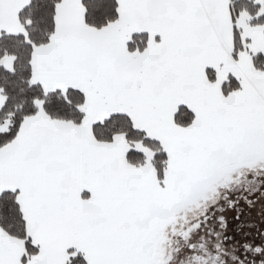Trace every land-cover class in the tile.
I'll list each match as a JSON object with an SVG mask.
<instances>
[{
    "label": "snow or ice",
    "instance_id": "6c2138e0",
    "mask_svg": "<svg viewBox=\"0 0 264 264\" xmlns=\"http://www.w3.org/2000/svg\"><path fill=\"white\" fill-rule=\"evenodd\" d=\"M261 177L264 0H0V264H264Z\"/></svg>",
    "mask_w": 264,
    "mask_h": 264
},
{
    "label": "rangeland",
    "instance_id": "374dc122",
    "mask_svg": "<svg viewBox=\"0 0 264 264\" xmlns=\"http://www.w3.org/2000/svg\"><path fill=\"white\" fill-rule=\"evenodd\" d=\"M241 181H244V177H240ZM249 180L252 179L251 176H249L248 178ZM260 179H264V177H261ZM247 183V182H246ZM252 189L256 188V184H252L251 185ZM264 191V188L261 189V191H256L254 192V194L250 195L249 192L244 191L243 189L234 191L232 193L229 194V199L232 200H238L237 206L235 209H231L228 210L226 212H217L216 216H220V215H225L227 218H231L232 219V224H231V231H236V229L234 228V226L236 224H238L239 222L241 223H247L248 225H254L255 229H258V224H261L262 227H264V197H261V192ZM256 197H260L258 202H255V198ZM247 201V202H246ZM222 204L225 203V201H221ZM254 206L250 207V204H253ZM237 212H240V219L239 221L235 218L237 215ZM215 218V217H214ZM212 219L209 221L208 224V228L205 229L203 232H198L196 233L193 237H192V241L196 242L197 244L201 243V239L200 237L203 236V240H205L207 237V235H209V237H212L216 232H218L216 230V228L214 229V227H211V223H213L212 221L214 220L216 223H218V221L215 219ZM235 219V220H234ZM234 220V221H233ZM214 222V223H215ZM247 225H245V227L242 225L241 227V234L243 235L245 233V231L247 230ZM220 227V226H219ZM234 228V229H233ZM264 229V228H263ZM229 232H226V235ZM203 243H206V241H202ZM213 242V241H212ZM206 246V244H205ZM206 248L212 250V248H209L206 246ZM239 251L237 252V257L243 258V256H239L243 253V250L240 251V249H238ZM192 264H196L195 261L192 262Z\"/></svg>",
    "mask_w": 264,
    "mask_h": 264
},
{
    "label": "flooded vegetation",
    "instance_id": "af4514ba",
    "mask_svg": "<svg viewBox=\"0 0 264 264\" xmlns=\"http://www.w3.org/2000/svg\"><path fill=\"white\" fill-rule=\"evenodd\" d=\"M236 218V217H235ZM215 219V218H214ZM235 220V219H234ZM233 220V221H234ZM213 223H211V227H214V229L216 228V230L218 231H220V227H219V223H216L214 220L212 221ZM215 222V223H214ZM231 224H232V219L231 218H229L228 217V229H227V231L226 232H229L227 235H230L231 233H233L234 231H232V232H230L231 230ZM242 225L245 227V225H247L246 227H247V230L245 231V233H248V234H251V235H256L257 234V232L258 231H260V230H264L263 228L264 227H262V225L261 224H258V229L256 230L255 229V227H254V225H248L247 223H241V222H239L238 224H236L235 226H234V228L236 229V228H240L241 229V227H242ZM233 228V229H234ZM226 232H224V233H222V235H226ZM242 235V234H241ZM207 237L208 238H206L205 240H203V241H206V246L207 247H209V248H212L213 249V246L216 244V243H219L220 242V240L217 238V236L214 234L212 237H209V235H207ZM213 241V242H212ZM202 242V241H201ZM231 245H232V241L231 240H229V241H224L223 242V244H222V247L223 248H225L227 251H228V253H229V255L228 256H226V257H224V259H226V261H227V264H237V261L236 260H233V259H231V256L232 255H235L236 257H237V252L239 251V250H236V249H233L232 247H231ZM241 250H243L242 248H240V251ZM248 255H251V253H249ZM239 256H242V254L241 255H239Z\"/></svg>",
    "mask_w": 264,
    "mask_h": 264
}]
</instances>
